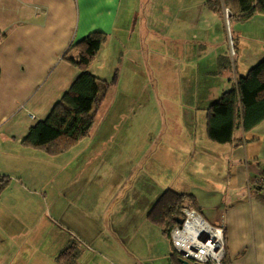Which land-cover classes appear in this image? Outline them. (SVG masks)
<instances>
[{"label": "crops", "instance_id": "crops-1", "mask_svg": "<svg viewBox=\"0 0 264 264\" xmlns=\"http://www.w3.org/2000/svg\"><path fill=\"white\" fill-rule=\"evenodd\" d=\"M132 1L0 0V177L9 179L0 194V264H176L169 238L148 219L168 189L190 195L193 205L184 206L223 228V264H264V196L255 186L264 176V120L249 131L239 122L227 144L207 133L208 106L264 58L239 33L234 55L224 8L221 23L206 7L218 35L204 41L210 68L197 70L200 54L186 59L191 100L178 108L188 111L151 142L112 133L103 101L90 135L69 151L24 146L80 74L64 54L93 32L107 42L90 70L107 81V39L129 26L125 13L140 10ZM220 44L226 50L214 48ZM131 137L139 139L133 149ZM131 158L139 164L125 168ZM70 246L73 259L59 261Z\"/></svg>", "mask_w": 264, "mask_h": 264}, {"label": "rangeland", "instance_id": "rangeland-1", "mask_svg": "<svg viewBox=\"0 0 264 264\" xmlns=\"http://www.w3.org/2000/svg\"><path fill=\"white\" fill-rule=\"evenodd\" d=\"M139 1L140 10L124 14L130 23L125 30L118 31L123 34L117 32L114 38L107 39L110 45L104 54L110 61L100 73L107 82L114 81L103 104H106L104 119L110 121L113 118L110 131L147 136L149 143L152 135L165 129V124L169 126L176 113L188 111L178 108L181 104L186 107L191 100L187 88L191 75L186 59L200 54L205 59L198 61L197 70L209 69L212 62L207 57L212 47L204 43L205 37L213 34L217 39L218 35L213 25L208 28L216 18L208 13L207 0ZM220 1L222 10L224 6ZM132 2L134 4L136 0ZM229 16L228 12L225 19L228 21L229 41L231 36L234 40L239 36L256 52H263L264 15H255L247 21H229ZM223 18V15L219 17L218 22L223 23ZM214 48L218 52L226 50L222 44ZM136 140L134 137L130 139L132 149V142ZM136 145H139V139ZM139 161L134 162L131 158L125 168L128 165L134 168Z\"/></svg>", "mask_w": 264, "mask_h": 264}, {"label": "trees", "instance_id": "trees-1", "mask_svg": "<svg viewBox=\"0 0 264 264\" xmlns=\"http://www.w3.org/2000/svg\"><path fill=\"white\" fill-rule=\"evenodd\" d=\"M222 4L230 13L229 21H247L255 15H264V0H222ZM206 7L222 15L220 0H207ZM105 41L106 34L93 32L64 54L63 58L74 65L80 74L55 104L49 116L28 130L23 140L24 146L57 156L69 151L90 135L106 92L114 82L101 80L90 70ZM231 41L234 55H237V46L232 36ZM71 51L78 52L77 60L70 55ZM206 113L208 138L218 144L232 141L239 122L244 131H249L263 121L264 58L256 66L249 68L246 75L239 77L233 88L223 92L211 103ZM8 182V178L0 177V194ZM185 201L192 205L194 203L190 195L165 190L150 210L148 219L162 227L163 233L168 237L169 230L182 219ZM71 249L72 246L64 250L58 260L69 263V259H73V255L69 253ZM171 257L176 264H181L179 261L182 258L174 250Z\"/></svg>", "mask_w": 264, "mask_h": 264}, {"label": "built area", "instance_id": "built-area-1", "mask_svg": "<svg viewBox=\"0 0 264 264\" xmlns=\"http://www.w3.org/2000/svg\"><path fill=\"white\" fill-rule=\"evenodd\" d=\"M224 16H228L225 8ZM255 186L264 196V176L256 179ZM181 221V224H176L169 230L168 238L172 249L192 264H223V228L209 224L189 206L183 207Z\"/></svg>", "mask_w": 264, "mask_h": 264}, {"label": "water", "instance_id": "water-1", "mask_svg": "<svg viewBox=\"0 0 264 264\" xmlns=\"http://www.w3.org/2000/svg\"><path fill=\"white\" fill-rule=\"evenodd\" d=\"M226 23L228 24V21H226ZM181 220H178L177 221V223L178 224H181ZM181 264H192V263H190V262H188V261H186V260H184V259H180V261H179Z\"/></svg>", "mask_w": 264, "mask_h": 264}]
</instances>
